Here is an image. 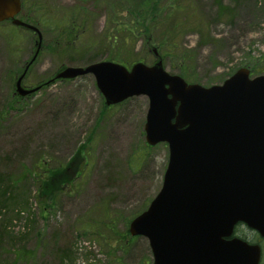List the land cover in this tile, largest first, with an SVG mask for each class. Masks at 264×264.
Returning <instances> with one entry per match:
<instances>
[{
  "label": "rangeland",
  "instance_id": "rangeland-1",
  "mask_svg": "<svg viewBox=\"0 0 264 264\" xmlns=\"http://www.w3.org/2000/svg\"><path fill=\"white\" fill-rule=\"evenodd\" d=\"M27 1L60 11L79 6L84 10L86 6L92 21L87 33L95 41L108 42L106 33L111 29L108 30L107 21L115 20V16L107 7L94 10L96 4L90 0ZM180 1L189 9L174 13L172 10L169 17L183 22L178 33L191 80L204 86L220 84L243 66L253 74L264 72V6L257 15L243 10L229 22L225 14L216 17L213 0ZM159 3L180 9L178 0H127V7L137 10L138 17H142ZM222 3L235 5L234 0ZM26 11L25 7L23 13ZM125 13L120 12L118 17L124 18ZM9 26L8 22L0 26V110L6 112L0 118V159L8 153L12 157L8 162L0 160V170L11 171L13 174L8 172V177H20L22 170L40 158L50 165L64 163L90 132L93 143L88 173L77 182L80 186L61 195L53 208L40 209L42 205L34 199L36 184L30 181L24 182V191L33 197L23 201L16 197L15 202L7 201L0 207V264H153L144 237H136L132 244L118 248L116 236L105 231L104 224L99 222L106 215L105 224L112 223L117 232H122L125 220L144 210L161 186L168 159L165 144L147 149L138 169L130 166L144 140L147 98L133 96L101 113L103 98L93 76L86 74L69 81L52 80L44 88L24 96L22 104L18 100L8 112L16 70L29 59L34 48H38L37 55L21 81L24 87L50 79L68 64L81 66L94 58L88 54L74 58V63H69L72 58L61 60L50 46L49 31H40L39 40L36 32L19 28L11 32ZM12 33L19 34L17 44L9 40ZM80 46L83 51L85 46ZM116 47L109 48V53L118 54ZM153 48L156 49L155 44L150 45ZM121 49H124L121 58L128 63L145 60L150 64L154 60L140 39L134 48L127 42ZM109 53L102 52L97 60L108 59ZM164 67L177 73L169 62ZM84 218L94 222L96 231H82L78 222ZM237 232L248 237L251 233L244 228ZM260 243L264 264V239Z\"/></svg>",
  "mask_w": 264,
  "mask_h": 264
},
{
  "label": "water",
  "instance_id": "water-1",
  "mask_svg": "<svg viewBox=\"0 0 264 264\" xmlns=\"http://www.w3.org/2000/svg\"><path fill=\"white\" fill-rule=\"evenodd\" d=\"M20 7L21 0H0V21L40 40L37 27L17 17ZM84 74L108 105L146 96L145 141L167 145L161 187L128 224L131 235L147 239L153 264H258L259 245L232 232L244 223L264 237V73L250 76L239 67L220 84L203 86L167 71L160 59L129 67L98 60L65 66L55 77ZM22 78L20 95L38 88H23Z\"/></svg>",
  "mask_w": 264,
  "mask_h": 264
},
{
  "label": "trees",
  "instance_id": "trees-1",
  "mask_svg": "<svg viewBox=\"0 0 264 264\" xmlns=\"http://www.w3.org/2000/svg\"><path fill=\"white\" fill-rule=\"evenodd\" d=\"M178 1L180 3V9L169 5H161L159 3V5L152 8L151 12L148 14L145 13L142 17H138L140 12L129 9V7H127L129 5L127 4V0H90V2L96 4H91L93 5L94 10H100L101 8L104 9L107 7L108 10L111 11V14L115 16V20L107 21V27H109L108 30L111 29L109 33H106L108 42L104 41V39L95 41L90 37L89 32L87 33L92 21L89 19V11L86 10V6L84 10L79 6V8H69L68 11H60L58 9L52 10L46 5V8L44 6L39 7V5H37L38 2L29 3L27 0H22L19 17L26 22L32 23L38 28L40 27V31H49L52 37L50 39V46L53 47L54 52L60 55L61 60L64 58H72L69 60V63H74V58L76 57L88 54L93 55L94 58H89L85 63L97 60L101 57L102 52L109 53L110 51H108V49L114 48V46L117 45L118 49L115 51L119 53H109L107 58L129 65L132 61L128 63L121 58L124 51V49L122 50L121 48L126 45L127 42L130 43L131 48H134L137 39H140L142 41V47L147 49V52L153 54L150 45L155 44L158 55L164 64L169 62L171 68L175 69L178 74L188 81H193L191 80L192 77L190 76L189 68L186 64V53L181 49L180 45L181 34L178 33V31L183 25V22L178 23L175 17H169L172 10L174 13L178 10L185 11L188 8L186 4H181V1ZM213 2L216 7V15H218L216 17L225 14L227 20L229 19V22H233L243 10L246 12L250 10L254 15H257V11H261V8L264 6V0H234L235 5L233 7L223 4V0H213ZM103 4L105 5L104 7ZM25 7L27 11L23 13ZM124 11L128 14L127 19L126 13L124 18H119L118 14ZM3 22L6 21L0 22V26ZM7 22L10 24L9 21ZM9 28L11 32H14V28H19L21 30L24 29L13 24H10ZM18 36H16V33H12L9 38L10 42L12 44H17V41L19 40ZM80 45L85 46V48L82 49L83 51L79 49L81 48ZM143 59L145 58L143 57ZM29 68L30 67H28L27 70H29ZM22 70L23 66H20L16 70V75H19ZM65 81H69V79ZM36 85H40V88H44L46 84L43 81ZM23 98L24 96H19L12 91V97L8 100L9 102L7 104V111L9 112L12 108H15L18 100L21 101ZM126 100L127 99L111 105H106L102 102L101 113L107 109L114 108V106L121 105ZM20 103L22 104V101ZM4 114H6V112H1L0 110V118H2ZM92 141L93 132H90L84 142L78 144L68 159L60 165H50L45 158H40L36 160L31 167L27 166L22 170L20 177L14 178L7 176L9 171L0 170V207L7 201L15 202L14 200L17 198H21L23 201L27 198L33 197L29 195L30 192L24 191V182L30 181L33 185L34 183L36 184V194L34 199L37 203L42 205L40 209L44 211L46 208H53L59 197L76 188V185H78L77 182L84 178L88 173L92 160ZM150 147L151 146L146 144L142 139V147L137 150L130 165L133 170L139 168L140 161ZM11 157L12 153H8L0 160L8 162ZM9 173L13 174L11 171ZM79 186L80 185H78L77 188ZM42 201L44 204H42ZM149 201L150 199L147 202ZM105 216L101 217L102 219L99 222L104 224L105 231L116 236L115 239L118 240V248L127 247L134 242L137 236H130L127 230V224L134 215L125 220V230L122 232H117L112 223L107 226L105 224ZM107 220L112 222L111 219L107 218ZM78 223L82 224V231H85L86 229L96 231V226L94 225V222H91V219L84 218ZM241 225H237L238 227L235 228L234 232L243 239L253 241L255 239V234L253 232L250 233L249 237L246 233V235H244L237 232ZM244 231L247 232V230ZM65 250L63 252H65ZM140 264L143 263L141 262Z\"/></svg>",
  "mask_w": 264,
  "mask_h": 264
},
{
  "label": "flooded vegetation",
  "instance_id": "flooded-vegetation-1",
  "mask_svg": "<svg viewBox=\"0 0 264 264\" xmlns=\"http://www.w3.org/2000/svg\"><path fill=\"white\" fill-rule=\"evenodd\" d=\"M263 239H264V238H263ZM263 239H262V240H263ZM260 241H261V239L257 236V239L255 240V242H259V243H260ZM259 264H262V259H260Z\"/></svg>",
  "mask_w": 264,
  "mask_h": 264
}]
</instances>
